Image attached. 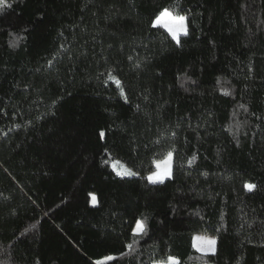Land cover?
Returning <instances> with one entry per match:
<instances>
[{"label": "trees", "instance_id": "1", "mask_svg": "<svg viewBox=\"0 0 264 264\" xmlns=\"http://www.w3.org/2000/svg\"><path fill=\"white\" fill-rule=\"evenodd\" d=\"M6 2L0 264H264V0Z\"/></svg>", "mask_w": 264, "mask_h": 264}, {"label": "snow or ice", "instance_id": "2", "mask_svg": "<svg viewBox=\"0 0 264 264\" xmlns=\"http://www.w3.org/2000/svg\"><path fill=\"white\" fill-rule=\"evenodd\" d=\"M8 6L10 5L7 4L6 0H0V11H2L3 8L8 7ZM174 10L175 9H173V11H170L169 9H164L163 11L159 13L155 21H153V23L155 25L157 23H160L162 20H164V18H167L169 23H166L165 27L168 29L172 38L174 40H178V36L180 33L187 35V25H186L187 17L185 15H180L178 13L174 14ZM108 79L114 81L117 84V86H120V81L111 72L108 73ZM121 95H124V90L122 87H121ZM241 107H243V105H241ZM100 135L103 137L104 133L101 132ZM168 156L171 157V153H169ZM164 163L166 164L167 161H165ZM156 167L160 168L161 165L157 163ZM169 174H170V170L165 168L163 172L154 173L153 175L148 176L147 179L149 180V182H152V183H155L157 181L163 182L162 177L164 175H169ZM118 175L134 176L136 175V173L133 172L131 169H125L123 173H118ZM244 187L247 191L251 192L256 186L248 183V184H245ZM144 231H145L144 222L141 220H137L135 228L133 229V236L140 235ZM205 243L207 244V249L206 250L198 249V251H202V252L206 251V252H211L214 254L216 239L215 238L207 239ZM127 247L131 249L132 245H127ZM109 259H111V257H109ZM154 264H165V262L164 261L154 262ZM167 264H178V261H176L174 257L169 256Z\"/></svg>", "mask_w": 264, "mask_h": 264}, {"label": "rangeland", "instance_id": "3", "mask_svg": "<svg viewBox=\"0 0 264 264\" xmlns=\"http://www.w3.org/2000/svg\"><path fill=\"white\" fill-rule=\"evenodd\" d=\"M155 19H154V21H155ZM166 23H169V21L167 20V18H164V20H162L160 23H157L155 25H160V26L164 27L168 31V29L165 27V24ZM182 34L183 33H180L179 34L178 39H179V37ZM175 41H178V40H175ZM169 153H171V157L168 156ZM172 158H173L172 152L171 151H168L165 154H163L160 158L156 159L155 160V163H154L155 164V169L145 175L146 176V179H147L148 176L153 175L154 173L163 172L165 170V168H167L168 170H170V174L169 175H164L162 177V180L165 179V178H167V177H169L171 175V169H172ZM165 161H167L166 164L164 163ZM109 163H110V166H111L112 170L116 174L123 173L125 171V169H131L133 172H135L136 174H138V172L136 170H134L133 168L129 167L128 165H126L125 163H123L122 161H120L117 158H111L109 160ZM157 163H159L161 165L160 168H157L156 167ZM123 176H127V175H123ZM95 202H96L95 195L93 193H91L90 194V203L91 204H94ZM135 225H136V221H135V223L133 225V229L135 228ZM211 238H215V236L214 235H211V234H206V233H196L193 236V247L197 251H198V249H205L206 250L207 249V244L205 243V241L207 239H211ZM200 252H202V251H200ZM165 264H167V263H165Z\"/></svg>", "mask_w": 264, "mask_h": 264}]
</instances>
